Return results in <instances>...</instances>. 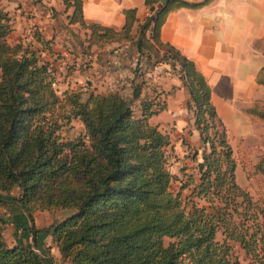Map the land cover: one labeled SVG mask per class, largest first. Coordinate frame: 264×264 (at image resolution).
I'll list each match as a JSON object with an SVG mask.
<instances>
[{
	"label": "trees",
	"instance_id": "16d2710c",
	"mask_svg": "<svg viewBox=\"0 0 264 264\" xmlns=\"http://www.w3.org/2000/svg\"><path fill=\"white\" fill-rule=\"evenodd\" d=\"M208 1L145 0L153 10L134 37L136 8L123 10L125 22L117 30L87 23L82 0H64L73 7L69 22L89 29L82 52L118 38L131 39L138 52L127 93L91 90L84 98L73 89L58 93L45 55H53L51 40L37 27L31 40L9 41L12 16L0 3V205L17 202L32 225L37 210L70 209L48 227L32 226L34 244L37 232L51 228L70 264H237L238 243L251 264H264V195L254 196L236 179L233 146L206 77L160 37L170 11ZM261 45L264 52V40ZM144 61L146 67L169 63L182 80L202 141L200 157L197 151L193 156L196 172L182 168L177 191L166 160L170 136L150 121L165 104L143 95ZM257 80L264 82V66ZM246 112L264 119V102ZM73 117L84 132L65 138L63 119ZM255 170L264 175V150ZM5 223L0 215V264H49L32 245H9Z\"/></svg>",
	"mask_w": 264,
	"mask_h": 264
},
{
	"label": "crops",
	"instance_id": "0c3cea01",
	"mask_svg": "<svg viewBox=\"0 0 264 264\" xmlns=\"http://www.w3.org/2000/svg\"><path fill=\"white\" fill-rule=\"evenodd\" d=\"M54 1L47 3V0H33L30 3L35 5L32 7L36 15L34 23L43 35L51 40L52 48L58 36L66 38L65 42H71L68 46L73 47L70 49L75 54L88 55L91 60L94 55L96 68L102 67L103 74L113 75L108 83L102 80L100 85L104 83V87L108 88L113 85L115 89L110 90H125L127 93L134 69H131L129 56L124 55L126 50L131 52L133 59L137 58L138 54L131 39L118 38L93 44V50L88 48L86 52H82L80 47L87 42L85 39L89 29L82 27L78 22H69L68 15L72 12V6L67 7L64 0H58V4ZM47 4L49 8L45 7ZM82 5L83 17L87 23L98 22L117 30H120L125 22L123 10L136 8L137 19L132 28L134 37L137 36L138 24L153 10V7L145 4V0H82ZM41 8L44 9L39 13L37 10ZM64 19L67 25L62 28ZM13 21L12 17V25ZM75 27L84 34L83 37L78 35L80 47L75 39L67 34L70 29H76ZM160 37L193 59L206 77L212 88V101L226 125L230 142V136L240 132H253L264 142V119L246 112V108L255 101L264 102V82L257 80L258 72L264 66L261 45L264 40V0H210L197 7H178L168 13L161 26ZM68 46L65 47L69 48ZM96 47L99 48L94 52ZM113 47L116 48L110 53V48ZM145 77V85L155 88L156 98L165 104L164 109L150 117L153 124H159V127L171 124L183 129L193 122L192 112L187 105L188 89L169 63L160 62L149 66ZM94 91L102 92L100 89ZM144 94H149L145 87ZM230 125H235L236 129H231ZM191 131L190 141L199 135L195 127H192ZM0 215L6 218L2 234L9 245L29 244L46 257L49 264H70L61 257L53 237V229L37 232L35 244L33 243L31 227L50 226L56 221L52 216L40 210L35 211L32 225L26 212L17 202L11 201L0 205ZM233 246L239 261L251 264L242 247L238 243Z\"/></svg>",
	"mask_w": 264,
	"mask_h": 264
},
{
	"label": "rangeland",
	"instance_id": "374dc122",
	"mask_svg": "<svg viewBox=\"0 0 264 264\" xmlns=\"http://www.w3.org/2000/svg\"><path fill=\"white\" fill-rule=\"evenodd\" d=\"M57 1L58 0H55L54 2L57 3ZM32 2L33 0H0V3L7 6L14 18L13 29L8 36L11 43L17 40L32 39V32L37 26V24L34 23V18L36 17L34 13L35 11L32 9L35 5L30 4ZM48 2H50V0H47V3ZM45 7L49 8L50 6L47 4ZM43 9L44 8H41L37 11L41 13V10ZM66 25V19H64L61 27L63 28ZM70 30L71 31L67 32V34L72 36L75 39L74 41L78 44L80 42L78 35L83 37L84 34L77 28ZM65 40L66 38L58 36L52 48L53 55L48 53L45 54L50 60L51 67L54 70V86L57 88L58 93H61L64 90L73 89L80 91L84 98L91 90L94 91L100 89L102 92H106L110 89H115L113 85H111L112 88H108L104 87V83H101V85L99 84L102 80L108 83L110 76L113 75L106 73L103 74L102 67L96 68L97 62L96 60H93L94 55L91 60L88 55H81L79 53L75 54L72 49H70L73 47L68 46L71 45V42L67 44ZM85 44H87V42ZM65 46H68L69 48H66ZM93 47L90 50H93ZM98 48L99 47H96L94 52H96ZM115 48L116 47L110 48V53H113ZM76 49L79 48L76 47ZM125 54L126 55L124 56L128 55L129 59H131V69H135L138 63V58H131V52L128 50H126ZM136 57H138V54H136ZM72 66H75V68H71ZM140 68L146 73L148 67H146L145 61ZM98 69H100V72H98ZM147 85L144 86L145 90L149 92L150 96L155 95L154 93L156 89H152L151 86L148 87ZM102 86L104 88H102ZM122 91L126 92L125 90ZM160 101L162 102V100ZM133 105L135 112L138 113L137 101H135ZM192 127H195L193 123L186 125L183 129L171 124L162 125L160 127L163 131H166L169 134L171 139L170 144L166 147V160L167 166L173 174L171 189L174 191L179 189L180 178L185 176L188 172H196V170H194V152H198L197 158L201 155L202 141L200 135L193 137L194 139H191V141L189 139V136L192 133ZM230 127L231 129H236L235 125H230ZM82 132H84V126L79 118L73 117L70 120L63 119L61 133L65 138L75 137ZM230 138L236 159V179L238 183L244 186L256 197L264 195V175L255 170V164L264 150V142H261L259 137L254 135L253 132L250 134L240 132L236 135L230 136ZM182 168H185V171L182 170ZM17 192L18 190L14 188L12 194H17ZM40 211L49 214L52 218L58 221L66 216L70 212V209L57 208L52 211L47 209ZM167 240L168 239H166V241ZM239 262L240 264H246L241 260ZM181 264H187V261L185 260Z\"/></svg>",
	"mask_w": 264,
	"mask_h": 264
},
{
	"label": "water",
	"instance_id": "95a60500",
	"mask_svg": "<svg viewBox=\"0 0 264 264\" xmlns=\"http://www.w3.org/2000/svg\"><path fill=\"white\" fill-rule=\"evenodd\" d=\"M161 1V3H164V2H166L167 0H160Z\"/></svg>",
	"mask_w": 264,
	"mask_h": 264
}]
</instances>
